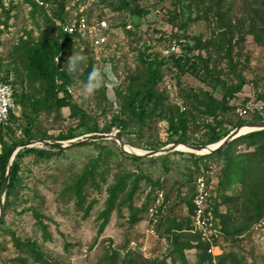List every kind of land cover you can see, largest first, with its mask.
<instances>
[{
    "label": "rangeland",
    "instance_id": "rangeland-1",
    "mask_svg": "<svg viewBox=\"0 0 264 264\" xmlns=\"http://www.w3.org/2000/svg\"><path fill=\"white\" fill-rule=\"evenodd\" d=\"M42 1L48 4L47 8L30 0L9 11L0 6V70L11 72L16 90H23L26 96H38L41 84L28 79L23 53L27 43L58 34L59 20L53 19L52 14L59 1L64 3L68 20L81 16L93 22L108 18L111 30L106 47L93 49L77 42L70 46L62 62L67 70L69 56L77 53L84 57L79 66L81 71L71 76L72 84L67 88L71 91L70 102L90 117L88 127L94 125L97 131L71 140L61 139L68 128L79 122L64 108L60 114L53 110L39 112L32 130L35 138L25 140L26 122L19 107L17 121L0 139V153L4 145H14L10 159L26 148L52 155L39 158L28 154L19 160L17 180L10 191L8 207L1 215L4 224L0 228V264H39L17 241L34 242L39 254L50 264H107L105 260L114 256H117L112 258L116 264H264V211L258 221L252 217L256 207L263 205L264 181L253 177L254 170L243 183L237 181L224 189V195L232 201L217 200V210L225 216L228 234L220 231L216 246L209 245L205 252L194 246L196 243L189 233L197 234L189 231L192 219L187 203L196 174H193L196 164L191 154L203 155L178 145L177 151L153 157L137 156L140 159L137 161L125 156L158 151L174 144L169 142L171 133L165 119L150 123L149 128L131 123L122 135L116 127L104 133L112 118L123 112L129 90L139 89L145 79L140 53L162 59L170 54L168 44L179 41L174 34H180V22L168 21L173 0L153 5L137 0L140 8L148 9L138 22L124 10L114 11L120 0ZM190 5L192 15L185 34L201 42L211 40L218 47L217 51L210 48L209 53L202 50L200 54L209 56V66L219 74L220 81L230 86L243 84L240 92L227 100L229 111H219L215 118L206 116L197 111L199 107L192 95L206 91L220 99L219 90L213 91L206 85L202 73L199 77L189 72L182 74L171 60L166 61L157 89L165 95L167 108L177 114L171 116L173 122L182 119L184 144H197L208 139V124L215 126L216 122L231 132L264 120V5L262 0H190ZM219 10L225 15L223 26L218 27ZM123 21L131 23L132 29L126 30ZM179 50L174 55L184 54L181 45ZM89 62L104 73L106 80L114 74L118 86L101 87L94 95L83 96L81 88L87 80L81 81L79 76ZM106 66H110V72H104ZM106 135L115 138L106 139ZM91 143L94 144L87 145ZM217 144L209 145L213 148ZM232 145L226 152L229 156L254 151V147L241 142ZM208 155L201 160L199 169L211 170L219 180L223 158ZM96 160L99 162L94 178L77 191L79 177ZM119 180H123L124 189L106 216L108 191ZM160 193L161 202L155 205ZM1 198L5 203L2 193L0 202ZM172 220L179 222L178 228L170 225ZM185 243L191 248L183 249L180 254L178 249ZM202 254L209 257L205 262L200 261Z\"/></svg>",
    "mask_w": 264,
    "mask_h": 264
},
{
    "label": "trees",
    "instance_id": "trees-1",
    "mask_svg": "<svg viewBox=\"0 0 264 264\" xmlns=\"http://www.w3.org/2000/svg\"><path fill=\"white\" fill-rule=\"evenodd\" d=\"M164 1L165 0H154L155 4H157V2L162 3ZM154 2H152V4H148L153 5ZM262 3L264 5V0H262ZM173 5V10L168 11V21L172 24H174L176 21L180 22V25L178 26L180 34H174V37L179 40L176 43L182 46L184 54L179 56L169 54L166 57H162V59H158V57L153 54L145 55L144 53H140L139 61L143 66H145V79L139 89L135 91H133L132 89L129 90L128 96L125 98V103L123 105V112L121 113V115L112 118V122L105 128L104 133H109L112 127H116L120 129L119 134L122 135V133L127 129V126L131 123L144 128H149L148 126L150 123L156 122L157 120L159 121L160 119H165L169 122V130L171 133L168 138L169 142L174 144L186 143L185 140H183V135L185 134L182 133L183 127L180 124L182 122V119L179 118L180 120L177 123L173 122V118L171 116H175L177 114H175L174 112L172 113V108H167V106L165 105V95L159 93L157 89V85L161 81V69L168 60H171L173 62V65L182 74L189 72L199 77L202 73L205 77L203 79V81H205V84L211 87L213 91H216L218 89L221 93L220 99L215 98L212 93L206 91H200L199 94L192 95L193 100L199 107L197 108L198 112L206 116H211L215 118L219 111L225 112L231 109L230 106H228L227 104V100L236 93L240 92L243 84L240 83L236 86H230L227 85L224 81H220L219 74L216 73V71L211 69L209 66V56L203 57L200 54L202 50H205L207 53H209L210 48H213L215 51H217L218 47H216L211 40L201 42L197 38H190L185 34L184 31L187 28L188 22L192 15L190 0H173ZM11 8H13V6L6 8V11H9ZM119 10L126 11L131 15L132 20L135 19L137 20V22L139 21V19H141L143 16H146L148 13V9L146 10L138 6L137 0H120V3L114 11ZM64 13V3L62 1H59L56 9L52 14V18L57 19L61 22H66L68 21L69 17ZM216 15L219 17L218 27L223 26L222 19L225 15L224 11L221 12L219 10ZM121 24L122 26H125L124 21ZM134 24L137 25L136 22ZM77 42L81 44H86L85 42L77 40L76 38L69 37L59 29L58 34L56 36H44L36 42H29L26 44L25 52L23 53V64L26 70V75L30 81L39 82L41 84V88L40 92L38 93V96H36L35 94L26 96L23 90H21L20 92L17 90L16 102L17 105L22 108V117L26 122V127L23 129L25 140H31L35 138V136L32 134V130L39 112H50L53 110L57 114H60V111L64 108H67L70 112L69 115L72 118L78 120L79 122L75 127L68 128L66 134L60 136L61 139L71 140L81 135L94 133L97 131V127L94 125L88 127L90 117H88V115L79 107L70 102L71 96L66 91V88L68 86H71L72 84V77L68 74L65 67H63V57L66 56L70 46ZM170 44L171 43L168 44V48ZM195 52H197V54H195ZM92 69L93 64L89 62L84 73L79 76L81 81L87 80L88 75L92 71ZM165 112L168 114H165ZM258 120H261V118H258ZM16 121L17 118H11V125L6 129L5 132L0 135V139L2 138V135H4V133L10 130L11 126ZM214 125L215 126L210 124L206 125V128L208 129L210 135L204 143L199 142L197 144L201 146L215 144L229 134L230 130L222 128V126L216 122ZM237 142L245 144L246 147H254V151L251 153L249 152L241 154L238 157H233L226 154V152L233 146L232 144H236ZM92 144L94 143L87 145ZM13 147L14 145H4L0 153V195L3 191V185L8 172L7 168L10 157L12 155ZM101 148L104 149L103 146ZM28 154H34L39 158H49L52 155L49 152L40 151L34 148H26L19 150V152L14 156V159L10 166V170L8 172L9 180L7 185V191L5 194L6 199L4 203L3 212H5L8 207V198L10 196V191L14 187V183L17 180V174L19 171V160ZM212 155L220 156L223 158V167L221 168L219 180H217L215 197H213L211 200V206L213 208L214 216L220 226V231L227 233V224L225 221V216L219 214L217 210V200L221 199L223 203L232 201V199L224 195V189L237 183V181H239V183H243L246 179V176L249 177L250 172L252 170H254V178H258V181H264V169L262 168V166L264 165L262 161L264 155V130L251 132L249 134L240 136L239 138L233 140L231 143L226 145L223 150H220L216 153H212ZM125 156L133 161L140 160L137 156ZM191 156L194 157L195 160L196 171L194 170L193 174L196 173L194 174L196 176L197 174H200L201 169H199V164L201 160L206 157H209V155L196 157L195 155L191 154ZM97 162H99V160L91 161L89 166L85 168V171L78 179V184L76 185V188L78 189L77 191H79L80 188L83 187L88 180H90L92 177L94 178ZM203 170H207V168L204 167ZM122 179L124 178L122 177ZM135 187L136 186L134 185L132 193L135 190ZM123 189V180H119L116 185H113L109 189V198L106 200L105 205L106 216H108L112 211L114 206V200L116 199V196L123 191ZM191 191V195L189 196V199L187 201L190 216H192L193 214V187ZM262 201L263 205L261 207H256L254 213L255 216H252L255 222L258 221L262 212L264 211V196H262ZM133 219H135V216H133ZM188 221L190 223V220ZM3 224L4 222L1 218L0 228ZM170 225H172V227L174 226L178 228L180 224L179 222L177 223L172 220L170 221ZM191 230L192 228H189V231ZM189 233L192 235V238L196 243L194 246L200 249L202 248L205 252L206 248L207 250L209 249V243L202 241L198 233ZM16 243H18L22 247V250L28 253L39 264H50L39 254L34 242L26 241L21 244L17 241ZM173 244L176 248V239L173 240ZM185 248L189 249L191 248V245L185 243L182 247L180 246L178 249L180 254H182V251ZM202 256L203 257L200 258V261L202 262H205V260L209 258L205 254H202ZM112 258L116 259L117 256H114ZM112 258H108V260H105L107 264H116V262Z\"/></svg>",
    "mask_w": 264,
    "mask_h": 264
},
{
    "label": "built area",
    "instance_id": "built-area-1",
    "mask_svg": "<svg viewBox=\"0 0 264 264\" xmlns=\"http://www.w3.org/2000/svg\"><path fill=\"white\" fill-rule=\"evenodd\" d=\"M23 1L24 0H0V4L2 7L8 8L10 6H16ZM30 1L44 8L48 7V4L42 0ZM146 1L149 3L154 2V0ZM155 12L158 13L159 11L156 10ZM57 25L63 33L69 37L85 42L90 48L103 49L108 45L111 30L108 18H101L93 22L81 16L77 19L68 20L66 22L58 21ZM124 28L128 31L131 30V23H125ZM179 51V45L177 43H172L168 48V53L170 54H178ZM66 91L68 94H71L69 88H66ZM16 94L17 90L13 83L11 72H3L0 70V135L11 125V118L17 116L19 106L16 102ZM249 103L250 102L247 104ZM216 185L217 179L214 178V173L209 169H201L200 174H197L194 177L191 231L193 233H198L201 240L209 243L211 248L216 246L214 244H216L220 235V226L214 216L213 208L211 206V200L215 197ZM161 198L162 194H157L155 205L160 204ZM154 208L155 206L149 211L154 213Z\"/></svg>",
    "mask_w": 264,
    "mask_h": 264
},
{
    "label": "water",
    "instance_id": "water-1",
    "mask_svg": "<svg viewBox=\"0 0 264 264\" xmlns=\"http://www.w3.org/2000/svg\"><path fill=\"white\" fill-rule=\"evenodd\" d=\"M247 126L253 128L251 131H249L247 133L264 130V120L256 122V123L249 124ZM239 130H240V128L237 127L236 129L231 131L223 140L218 142V144L214 148H210V145L201 146V145H191V144H172L169 147L163 148V149L158 150V151H150V152H145V153H141V154L135 153L134 156L153 157V156H157V155H160V154H166V153H170V152H173V151H177V146L178 145H182V146H184V147H186L188 149H191L193 151H196L198 154H201V155L204 156V155H208V154L220 151L229 142H231V141L235 140L236 138H238V137H240V136L245 134V133L244 134H239ZM104 137L107 139V138H113L114 136L113 135H106ZM192 153H195V152H192ZM12 161H13V158L10 159V163L8 164V168H7L8 172L10 170V166H11ZM8 172H7V175H6V178H5V181H4V185H3V192H2V196L3 197H4V195L6 193V190H7V185H8V180H9ZM3 206H4V202H3L2 198H1V202H0V218H1V215H2V212H3Z\"/></svg>",
    "mask_w": 264,
    "mask_h": 264
},
{
    "label": "clouds",
    "instance_id": "clouds-1",
    "mask_svg": "<svg viewBox=\"0 0 264 264\" xmlns=\"http://www.w3.org/2000/svg\"><path fill=\"white\" fill-rule=\"evenodd\" d=\"M59 60V58H58ZM84 57L77 53L69 56L66 62L67 72L70 76L77 75L81 69L80 64L83 63ZM104 72H110V66H106ZM119 81L114 74L108 76V79H105L104 73L101 72L98 68H93L89 73L87 81L82 84L81 93L85 97H89L95 94L97 90L101 87H108L114 89L118 86Z\"/></svg>",
    "mask_w": 264,
    "mask_h": 264
},
{
    "label": "bare ground",
    "instance_id": "bare-ground-1",
    "mask_svg": "<svg viewBox=\"0 0 264 264\" xmlns=\"http://www.w3.org/2000/svg\"><path fill=\"white\" fill-rule=\"evenodd\" d=\"M251 129H253V128L252 127H250V128H243V129L239 130V134H243L244 132L250 131ZM181 149L186 150L185 147H181ZM194 152H196V151H194Z\"/></svg>",
    "mask_w": 264,
    "mask_h": 264
}]
</instances>
